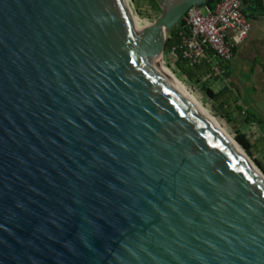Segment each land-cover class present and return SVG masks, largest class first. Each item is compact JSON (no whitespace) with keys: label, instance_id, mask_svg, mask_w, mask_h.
<instances>
[{"label":"water","instance_id":"water-1","mask_svg":"<svg viewBox=\"0 0 264 264\" xmlns=\"http://www.w3.org/2000/svg\"><path fill=\"white\" fill-rule=\"evenodd\" d=\"M208 1L0 0V264H264V174L162 59Z\"/></svg>","mask_w":264,"mask_h":264},{"label":"built area","instance_id":"built-area-1","mask_svg":"<svg viewBox=\"0 0 264 264\" xmlns=\"http://www.w3.org/2000/svg\"><path fill=\"white\" fill-rule=\"evenodd\" d=\"M246 1L223 0L214 10L207 4L194 5L188 10L186 17L192 36L184 41L183 56L192 65L199 64L212 51L214 77L225 74L223 64L233 59L234 49L243 44L250 34L251 23L245 11Z\"/></svg>","mask_w":264,"mask_h":264},{"label":"crops","instance_id":"crops-1","mask_svg":"<svg viewBox=\"0 0 264 264\" xmlns=\"http://www.w3.org/2000/svg\"><path fill=\"white\" fill-rule=\"evenodd\" d=\"M245 11L251 23L250 34L243 44L234 49L227 72L217 76L218 90L229 88L232 107L234 103L247 110L261 109L264 117V7L255 9L246 4ZM242 72L247 77L244 78Z\"/></svg>","mask_w":264,"mask_h":264},{"label":"rangeland","instance_id":"rangeland-1","mask_svg":"<svg viewBox=\"0 0 264 264\" xmlns=\"http://www.w3.org/2000/svg\"><path fill=\"white\" fill-rule=\"evenodd\" d=\"M131 1L136 13H138L142 19L153 22L160 15V12L153 9L146 0ZM204 12H206L205 8ZM162 59H164L163 61L171 70L193 91L202 104L219 120L222 126L234 137L264 174V117L261 114L262 110H255L253 108L247 110L249 114L256 113V119L259 121V124H249L245 119V112L239 109L238 104L233 103L235 106L230 108L228 110L229 112H226L221 108L220 101L214 100L206 93L201 81H190L183 75L176 67V56L174 54L171 53L168 57L164 55ZM242 74L244 78L247 77L245 72H242ZM206 83L214 90L218 91L219 85L217 77L215 80L206 81ZM239 135H244L245 138L249 140L251 153L240 143L238 140Z\"/></svg>","mask_w":264,"mask_h":264},{"label":"trees","instance_id":"trees-1","mask_svg":"<svg viewBox=\"0 0 264 264\" xmlns=\"http://www.w3.org/2000/svg\"><path fill=\"white\" fill-rule=\"evenodd\" d=\"M139 1V0H135ZM150 3L151 7L156 11L162 12V9L157 2V0H146ZM223 0H209L207 5L211 9H215L217 5ZM246 4L253 6L255 9H259L264 7L263 0H254V1H246ZM192 31L191 27L188 23L187 17L182 18L177 25L169 32L166 45L164 50V55L168 57L171 53L176 56V67L178 70L182 72L190 81H201L203 87L205 88L206 93L212 97L216 101H220V106L226 112L232 107L231 95L229 94V88L225 87L218 91L214 90L211 86L207 85L206 81H211L212 79H216L217 76L214 77L212 70V58L214 54L212 51L208 52V56L203 58L199 64H191V62L183 56V46L184 41L186 39L191 38ZM175 49V50H174ZM227 72V64H223ZM239 109L245 112V119L249 124H259L256 117L253 114H249L246 108L242 106H238ZM264 130V129H263ZM264 132V131H263ZM238 140L242 145H244L248 151L251 153L249 148V140L245 138L244 135H239Z\"/></svg>","mask_w":264,"mask_h":264},{"label":"bare ground","instance_id":"bare-ground-1","mask_svg":"<svg viewBox=\"0 0 264 264\" xmlns=\"http://www.w3.org/2000/svg\"><path fill=\"white\" fill-rule=\"evenodd\" d=\"M137 16L140 18V20L142 21L144 27L146 28V30L150 27L151 23L150 21L146 20V19H142L139 14L137 13ZM164 60V59H163ZM180 79V78H179ZM181 80V79H180ZM182 81V80H181ZM183 82V81H182ZM184 83V82H183ZM185 84V83H184ZM186 85V84H185ZM186 87L193 93V91L186 85ZM194 94V93H193ZM194 96L198 99V97L194 94ZM199 100V99H198ZM200 101V100H199ZM201 102V101H200ZM202 103V102H201ZM203 105V104H202ZM204 106V105H203ZM205 107V106H204ZM209 113L217 120V122L222 126V124L219 122V120L210 112V110L205 107ZM223 127V126H222ZM224 128V127H223ZM224 130L232 137V139L240 146V148L246 153V151L241 147V145L234 139V137L224 128ZM247 154V153H246ZM247 156L250 158V156L247 154ZM251 159V158H250ZM252 160V159H251ZM253 161V160H252ZM254 162V161H253ZM256 165V164H255ZM257 166V165H256ZM258 167V166H257Z\"/></svg>","mask_w":264,"mask_h":264}]
</instances>
